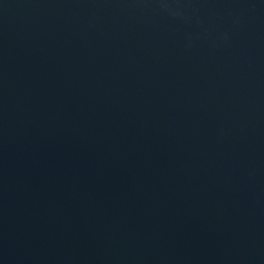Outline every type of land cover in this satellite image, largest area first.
Returning <instances> with one entry per match:
<instances>
[{
    "label": "water",
    "instance_id": "95a60500",
    "mask_svg": "<svg viewBox=\"0 0 264 264\" xmlns=\"http://www.w3.org/2000/svg\"><path fill=\"white\" fill-rule=\"evenodd\" d=\"M0 264H264V0H0Z\"/></svg>",
    "mask_w": 264,
    "mask_h": 264
}]
</instances>
